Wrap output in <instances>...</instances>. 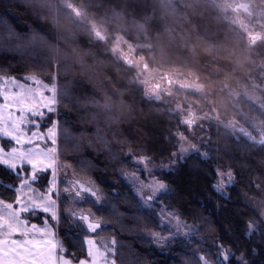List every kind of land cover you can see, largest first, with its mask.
<instances>
[{"label": "trees", "instance_id": "trees-1", "mask_svg": "<svg viewBox=\"0 0 264 264\" xmlns=\"http://www.w3.org/2000/svg\"><path fill=\"white\" fill-rule=\"evenodd\" d=\"M68 4L0 0V76L32 75L55 83L59 160L99 191L102 207L90 197L76 207L98 219L99 232L114 239L116 264H222L224 253L230 264H264V221L254 204L264 200V144L231 133L222 123H210L206 130V158L191 153L174 169L157 174L167 189L158 207L190 226L194 237L177 239L163 249L146 238L156 229L154 215L141 208L119 174L131 166L132 157L153 163L169 159L176 148L171 135L181 123L171 103L144 95L135 69L114 57L107 43L120 35L140 46L137 53L148 67L179 72L211 88L212 105L197 93H186L198 113L214 109L221 122L235 119L249 127L244 113L263 132L264 111L243 96L236 108L223 88L237 91L256 79L255 63H264V50L247 46L244 34L208 0ZM80 17L92 21L95 31ZM217 170L233 175L226 197L214 189ZM18 179L0 172V199L15 198L5 188ZM55 230L63 232L69 245L86 234L81 225L69 226L63 214Z\"/></svg>", "mask_w": 264, "mask_h": 264}, {"label": "rangeland", "instance_id": "rangeland-1", "mask_svg": "<svg viewBox=\"0 0 264 264\" xmlns=\"http://www.w3.org/2000/svg\"><path fill=\"white\" fill-rule=\"evenodd\" d=\"M58 1L63 6H69L68 0ZM208 1L211 2L222 14L223 19L244 34L247 46L251 47L257 45L261 50H264V0ZM241 4L246 5V7L242 8ZM79 19L84 22L91 31H95V25L92 21L84 20L81 17ZM139 47L140 46L136 47L131 44L120 35H115L111 41L107 43V49L114 57L127 65H131L135 69V81L142 87L144 95L148 99L163 100V103L165 104L171 103L173 111L178 113L180 123L184 126L183 128L180 127V129L174 133L175 136L179 138V143L177 144L179 152H175L174 155H171L169 159L165 161L155 163L142 156L132 157L130 159L131 166L127 167L119 174L120 179L130 188L137 198L141 208L148 214L154 215L156 229L151 234L146 235V238L152 242L153 246L156 248L163 249L177 239L193 238L194 230L180 220L173 212L165 210V208L160 207V205L158 207V198L167 192L166 186L154 191L146 188L145 183L141 180V174H144L145 177L150 174L152 177L158 179V173L174 169L179 162L183 161V159L191 153H200L201 157L206 158V154L202 148L207 145L206 130L210 123H222L225 128L231 131V133L244 136L255 143L264 144V132L262 125L257 122V120L252 117H247L248 115L244 113L243 120L250 123L249 127L235 119H229L224 123L221 122L219 115L214 109H211V111L202 110V112L199 111L200 113H198L196 110L197 108L188 101L189 99L187 98L186 93H197L202 97V100L206 104L212 105V101L210 100L212 89L195 80L193 81L190 78H186L179 72H164L148 67L145 59L137 53ZM254 68V76H256L257 80L251 78L249 84L245 88H237V91L229 89L228 86H224L223 89H225L229 95L228 101L236 108H239L237 100L239 97L243 96L244 99L249 100L264 111V63L257 61ZM5 79L10 81V83L5 82L4 84H0V87H7L10 89L13 85H16L21 90L26 89L29 94L36 92L40 95H42L43 89H48L51 95L45 96L44 99L52 102L53 99L56 98L55 104L57 105V89L55 83H43L41 79L32 75L18 79L0 76V81ZM22 80L35 81L36 86L32 87L27 84H17ZM197 104L199 103L197 102ZM55 114L56 106L52 110V113L50 115L46 114L45 119L41 121V124L46 128L51 124V127L48 129V137L53 140V146L48 149L47 153H44V167L52 169V176L45 192L48 193L53 191V188L56 185V178L59 176L62 183H60L58 187V198L59 201H61L63 209V211H60L68 221L69 226H77L81 224L77 222L74 217L85 216L88 213L85 209H77L76 205H80L83 200H85V197H90L93 199L95 206L102 207V197L92 183L79 180L72 167L63 163L56 157L54 142L57 139L58 127L57 123H51L52 121H56ZM48 116L50 119H48ZM185 133H187V135H185ZM39 139L41 141L39 147L43 152L47 145L44 142L43 136H40ZM138 157L147 159L149 164L144 166L137 163ZM145 167H147V171ZM220 171L221 170L216 171L217 179ZM221 175L226 177L223 184H227V186L226 188H223L221 183L216 180L217 187L221 190H217L215 186L214 189L221 196L226 197V189L232 183L233 175L230 171H221ZM158 181L161 182L159 179ZM86 189H91L95 192V197L88 192H84L78 198L77 193L83 192ZM150 192L152 198L148 199L147 196ZM16 194L37 207L43 206L51 211V223L45 222L41 226L47 229V238L49 240H52L53 243L59 241L58 236L53 235L54 233H57L55 230L57 224L55 220V201L51 200L47 195L40 193L37 189L32 188L26 182L22 188L16 189ZM0 201L3 200L0 199ZM254 204L257 206L259 216L264 221V200L254 202ZM9 208L10 205H4V209ZM10 215V212L4 211L3 215H0V220ZM89 215L91 214L89 213ZM91 217L93 218L94 223L100 222L93 216ZM252 228V226L249 227L250 232ZM94 239L95 242L90 243L89 245L90 254L93 256L94 264H105V253L108 249L112 251L111 242L113 239L101 232H99ZM48 258L52 264H57L55 247L52 248Z\"/></svg>", "mask_w": 264, "mask_h": 264}, {"label": "snow or ice", "instance_id": "snow-or-ice-1", "mask_svg": "<svg viewBox=\"0 0 264 264\" xmlns=\"http://www.w3.org/2000/svg\"><path fill=\"white\" fill-rule=\"evenodd\" d=\"M5 82L10 83L5 79L0 81V84ZM43 83H48V81L43 80ZM17 84L36 86L35 81L29 80H22ZM50 95L48 89H43L42 95H40L36 92L29 94L26 89L21 90L16 85L10 89L0 87V172L6 170L12 176L19 178L17 183L9 184L5 188V190L11 191L16 198L0 201V215H3L4 211L11 213L10 216L0 220V264H52L48 257L53 247L56 249L57 264H94L89 245L95 242L94 238L98 235L102 227L101 224L94 223L91 216L74 217L84 228L86 234L80 236L78 242L73 240V243L69 245L65 243L63 232L54 233L53 235L58 234L60 239L53 243L47 238V229L41 226L45 222L51 223V211L43 206L37 207L16 194V189L22 188L26 182L40 193L47 195L55 201V220L59 224L62 216L58 198V187L62 183L59 176L56 178L53 191L45 192L52 176V169L44 167V153H47L48 149L53 146V140L48 137V129L51 124L46 128L41 124V121L45 119L46 114L50 115L56 106V98L52 102L44 99L45 96ZM51 123H58V121ZM183 127L181 125V128ZM40 136L44 137V142L47 145L43 152L39 147L41 144ZM171 137H175L176 141L175 151L170 154L174 155L175 152H179L177 147L179 138L174 134ZM54 143L55 155L60 159L58 137ZM137 163L146 166L149 161L138 157ZM145 169L147 171V167ZM225 179L226 177L221 175L220 171L217 182H220L223 188L227 186V184H223ZM141 180L145 183L146 188L153 191L165 187L164 183L159 182L150 174L147 177L141 174ZM217 182L215 187L217 190H221L217 187ZM84 192H88L94 197L96 195L91 189H86L83 192H78L77 197L79 198ZM147 198H152L151 192ZM5 204L10 205V208L4 209ZM38 216L43 217L39 225L32 222ZM77 243L79 250L76 247ZM114 246L115 241L113 239L111 242L112 251L108 249L105 253V264H116ZM221 246L217 244V248ZM219 259L222 264H230L231 258L227 254H222Z\"/></svg>", "mask_w": 264, "mask_h": 264}, {"label": "water", "instance_id": "water-1", "mask_svg": "<svg viewBox=\"0 0 264 264\" xmlns=\"http://www.w3.org/2000/svg\"><path fill=\"white\" fill-rule=\"evenodd\" d=\"M241 5H242V8H245V7H246V5H244V4H241ZM241 5H240V6H241Z\"/></svg>", "mask_w": 264, "mask_h": 264}]
</instances>
